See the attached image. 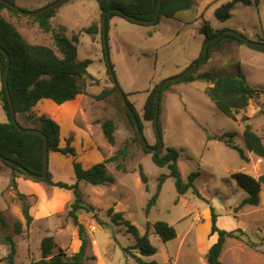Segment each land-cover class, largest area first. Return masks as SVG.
Returning a JSON list of instances; mask_svg holds the SVG:
<instances>
[{"label":"rangeland","instance_id":"1","mask_svg":"<svg viewBox=\"0 0 264 264\" xmlns=\"http://www.w3.org/2000/svg\"><path fill=\"white\" fill-rule=\"evenodd\" d=\"M55 0H16L26 10H36ZM231 0H198L197 5L182 11L177 18L162 16L158 24L131 22L116 16L109 21L108 42L110 58L118 81L136 108L149 144L156 146L158 135L152 121L144 118V107L155 85L180 74L197 59L202 51L205 21L215 29H232L250 39L264 37V0L251 4L237 3L232 16L221 21L216 10ZM4 15L31 42L56 49L53 31H44L32 15L15 14L4 9ZM54 30L69 37L79 36V55L93 60L89 67L95 80H88L87 93L75 100L58 105L52 101L36 107L61 124V146L71 144L77 149V159L84 167L113 156L120 148L127 149L123 172L115 162L107 163L108 171L116 177L114 183L93 185L80 183L86 203L93 212L79 210V221L85 227L88 246L85 264H138L141 255L135 246V236L123 224H116L109 208L123 212L125 218L137 226L140 234L147 233L157 252L144 257L158 264H210L206 253L210 248L211 209L220 214L225 229L241 228V239L228 238L221 260L226 264H264V184L259 205L245 204L248 196L232 174L242 171L259 177L264 172V157L246 148L244 129L251 124L264 139V51L238 44L224 38L211 49L210 58L201 63L198 73H236L240 67L248 82L260 90L257 98L233 120L223 113L206 94L210 84L174 81L163 94L160 109L161 135L165 152L168 147L180 152L179 169L185 181L197 173L195 184L201 196L190 189L180 195L175 178L163 184L157 204L146 215L148 200L157 190L159 177L169 173L168 167L158 166L140 142L134 121L128 115L122 95L115 89L106 59L103 34H90L83 29L92 24L102 26L101 8L97 0H66L51 18ZM152 32V33H151ZM151 33V34H150ZM217 41V40H216ZM215 41V42H216ZM229 43V44H228ZM0 72V121L9 120L3 108ZM36 112V113H37ZM24 124L32 125L18 115ZM112 119L116 124V143L111 144L102 129V121ZM234 132V141L245 149L249 160L230 147L221 137ZM73 157L50 152V171L55 180L73 183ZM140 166L148 176L149 190L140 175ZM12 170L0 162V264H6L10 247L5 236L16 242L14 264H30L42 257L41 242L53 235L59 247L69 255L79 251L82 240L79 225L69 215L74 195L71 191L49 187L25 177L17 178L18 189L27 194L33 220L27 224L23 212L24 201L12 187ZM165 220L174 225L177 237L164 242L156 233L154 223ZM21 224L22 232L17 231Z\"/></svg>","mask_w":264,"mask_h":264},{"label":"trees","instance_id":"2","mask_svg":"<svg viewBox=\"0 0 264 264\" xmlns=\"http://www.w3.org/2000/svg\"><path fill=\"white\" fill-rule=\"evenodd\" d=\"M10 1L16 3V0ZM97 1L101 8L102 18L103 13L108 11L107 30H109L110 19L116 16L123 17L131 22L135 21L131 20L129 18L130 16H135L141 19L154 18L160 2V0ZM197 1L198 0H163L160 18L157 22L152 24H158L162 16L177 18L180 12L193 9L197 5ZM239 2L251 4L252 0H231L223 3L216 10L217 18L221 21L229 19L232 16V10ZM256 2H258V0H256ZM61 4L43 13L32 15L44 31H53L56 45V49H54L48 45L31 43L17 29L16 25L3 13L4 9H8L15 14H20L21 12L0 0V45L6 51L5 53L0 49V72L3 82L1 97L3 108L9 117L8 121H0V155L20 164L21 167L26 169V171L17 164L8 162L2 158H0V162L10 167L12 170L13 175L11 185L16 190L18 196L24 201L23 212L28 225H30L33 220V217L30 214L31 205L27 200V194L18 189L17 178L25 177L26 179H31L34 182L44 183L49 187H57L71 191L74 195V200L71 203L68 213L74 222L79 225V237L82 240L79 251L69 255L63 248L58 246L53 235H47L41 242L42 257L39 260L32 261L30 264H85L88 240L85 235V227L79 221L78 211L82 209L94 213L95 207L85 202L80 183L82 181L93 185L114 183L116 181V177L108 171L107 163L109 162H115L116 167L119 170H122L123 172L127 171L125 161L128 153L126 148L118 149L113 156L98 162L91 167H84L83 163L77 159L78 152L76 147L71 144V138L67 139V144L65 146L60 145L62 130L61 124L53 118L48 117L45 113H39L36 111V107L38 105L45 104L47 101L63 105L67 102L75 100L78 96L87 93L88 80H95L94 75L89 70L93 60L90 58H81L79 55V36L75 35L73 38H69L64 31H62V28L54 30L52 27L51 18L55 16L56 9ZM99 30L102 31L103 34L102 26L98 27L97 24H92L90 27L83 29V31L90 34H95ZM224 30L225 29H215L208 21L204 22V25L200 29V32L205 36L202 51L200 56L191 64L201 60L206 42ZM226 37L235 39V41L240 45L246 44L251 48L264 51V47L250 45L244 39H241L233 34L223 33V35L210 46L207 59L210 58L212 47ZM257 40L264 42V37L259 36ZM7 54L11 58L9 89L17 112L18 122H14L12 119L11 103L4 85L8 62ZM200 65L191 74L178 81L189 83L196 80H202L208 82L210 85L205 89L206 94L223 113L231 119L237 120V115L250 105L251 100L257 98L260 90L251 86L240 67L234 74H214L209 71L198 73ZM173 83L174 81L169 82L163 87L160 108H162L164 91ZM158 87L159 84L155 85L153 90L149 93L144 107V118L148 121H152L154 124L156 115V94ZM115 89H117L116 86ZM129 103L136 111L133 103L130 101ZM136 113L143 129L144 126L141 118L137 111ZM18 115L24 116L33 124H24ZM128 115L130 119L134 121L129 112ZM101 125L107 140L111 144H115L116 124L114 120L105 119L102 121ZM21 127L38 128L42 130L47 135L49 152H60L64 155L73 157L72 163L76 177L75 182L69 183L64 180H55L51 171H49L46 177H42L45 170L46 138L35 132L21 130ZM234 135V132H227V138H225V135L221 138L225 139L226 143L230 147L236 149L244 160H249L245 149L235 143ZM244 138L246 148L249 151L254 152L260 157H264V139L253 129L251 124H246L244 129ZM157 145L158 140L156 146ZM146 151L150 152L148 150ZM150 153H152V159L158 166L168 167L169 173H164L159 177L157 190L150 197L145 207L146 215H149L152 208L157 204L163 184L169 177L175 178L176 187L180 195H184L190 189H193L196 194L201 196L195 184L197 173L194 172L190 174L187 181L183 179L178 164L180 152L176 148L168 147L165 149L164 153ZM29 172H33L39 176H32ZM140 175L143 182L147 184L146 189L149 190L148 176L144 171L143 166H140ZM232 176L248 193V196L244 199L241 206H244L245 204L259 205L261 201L260 193L264 184V172L259 177L252 176L251 174L242 171L234 172ZM210 209L211 234L213 235L217 233L218 239L208 249L206 258L210 264H226L221 260V255L227 239H241V234L244 235L245 231L241 230V228L233 230L221 228L218 225V218L220 214L217 212L216 207L211 205ZM108 213L112 217V221L114 223L126 225L128 232L135 236V247L139 249L141 254H134L138 264H158L156 260H147L144 258L152 256L157 252V248L152 244L149 235L147 233L140 234L137 226L125 218L123 212H116L113 208H109ZM94 215L98 220H100L97 214L94 213ZM154 227L156 233L164 242L177 237V230L175 226L165 220L155 222ZM17 231L19 233L22 232L20 223L17 224ZM5 243L10 247L9 254L6 256V264H14L17 249L16 242L12 235L8 234L5 236Z\"/></svg>","mask_w":264,"mask_h":264},{"label":"water","instance_id":"3","mask_svg":"<svg viewBox=\"0 0 264 264\" xmlns=\"http://www.w3.org/2000/svg\"><path fill=\"white\" fill-rule=\"evenodd\" d=\"M4 1L6 4L10 5L11 7L19 10L21 13L25 14V15H36V14H40L43 13L51 8H54L56 6H58L59 4H61L62 2H64L65 0H55L49 4H47L46 6H43L42 8L36 9V10H26L23 8H20L16 3L11 2L10 0H2ZM162 1L160 0L158 8H157V12L154 18L152 19H141V18H137L135 16H130L129 18L135 22L138 23H142V24H152L155 23L159 20L160 18V11H161V6H162ZM107 25H108V11H105L103 13V18H102V29H103V42H104V48H105V54H106V59L108 62V66H109V70L111 73V77L114 81L115 86L117 87V89L119 90L120 94L122 95L123 98V102L125 107L127 108L128 112L132 115L133 119H134V123H135V127L136 130L138 132L139 138L141 140V142L143 143L144 147L146 150L150 151V152H161V150L164 148V142H163V137L161 135V131H160V104H161V95H162V90L163 87L169 83V82H173V81H178L182 78H184L185 76L191 74L193 71H195L199 65L204 62L208 55H209V49L210 46L216 41L218 40L223 33H229V34H233L241 39H244L248 44L250 45H254V46H261L264 47V42L263 41H258V40H253L248 38L247 36H245L243 33L237 32L235 30L232 29H226L223 32L219 33L218 35H216L215 37L211 38L210 40H208L205 44V48H204V52L202 55V58L200 61L195 62L193 64H191L189 67H187L183 72H181L180 74L171 76L169 78H166L164 80H162L159 83V87H158V91L156 94V115H155V129L158 135V145L157 146H153L151 144H149L148 139L144 133V130L141 127V123L139 120V117L136 113V111L133 109V107L130 105L129 103V99L127 94L125 93V91L122 89L118 78L116 76L113 64L111 62V58H110V50H109V42H108V30H107ZM0 49L6 53L5 49L0 45ZM10 56L7 54V69H6V73H5V79H4V85L11 103V109H12V119L14 122H18V118H17V112L15 109V105L10 93V89H9V72H10ZM21 130H27L30 132H35L38 134H41L42 136H44L46 138V149H45V170L44 173L42 174V177H46L50 171V152H49V148H48V141H47V135L45 134V132H43L42 130L38 129V128H23L21 127ZM0 158L17 164L19 167H21L20 164L15 163L14 161L7 159L5 157H3L2 155H0ZM23 170L26 171L25 168L21 167ZM30 175L32 176H39L38 174H35L33 172H29Z\"/></svg>","mask_w":264,"mask_h":264},{"label":"crops","instance_id":"4","mask_svg":"<svg viewBox=\"0 0 264 264\" xmlns=\"http://www.w3.org/2000/svg\"><path fill=\"white\" fill-rule=\"evenodd\" d=\"M228 44H229V43H228ZM47 102H48V101H47ZM70 102H71V101H70ZM19 180H20V178H19ZM219 218H220V216H219ZM218 225H219L221 228H224V226L220 225L219 219H218ZM229 230H233V229H229ZM217 239H218V234H217V233L213 234V235H212V238H211L210 246H211L213 243H215V242L217 241Z\"/></svg>","mask_w":264,"mask_h":264}]
</instances>
